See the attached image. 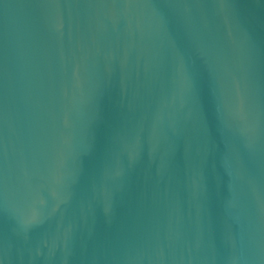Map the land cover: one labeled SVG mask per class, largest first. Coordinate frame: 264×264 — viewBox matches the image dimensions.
I'll list each match as a JSON object with an SVG mask.
<instances>
[{"label": "water", "instance_id": "1", "mask_svg": "<svg viewBox=\"0 0 264 264\" xmlns=\"http://www.w3.org/2000/svg\"><path fill=\"white\" fill-rule=\"evenodd\" d=\"M0 264H264V0H0Z\"/></svg>", "mask_w": 264, "mask_h": 264}]
</instances>
